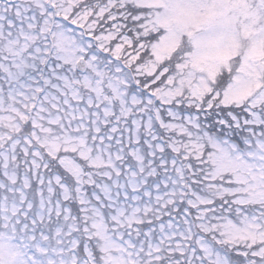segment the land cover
Segmentation results:
<instances>
[{"label": "snow or ice", "instance_id": "snow-or-ice-1", "mask_svg": "<svg viewBox=\"0 0 264 264\" xmlns=\"http://www.w3.org/2000/svg\"><path fill=\"white\" fill-rule=\"evenodd\" d=\"M0 264H264V0H0Z\"/></svg>", "mask_w": 264, "mask_h": 264}]
</instances>
